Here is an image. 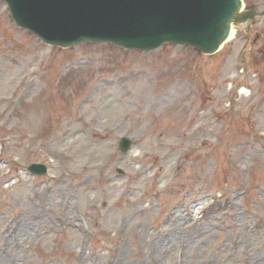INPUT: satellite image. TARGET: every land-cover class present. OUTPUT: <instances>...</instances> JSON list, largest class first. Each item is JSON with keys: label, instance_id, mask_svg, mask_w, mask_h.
<instances>
[{"label": "rangeland", "instance_id": "obj_1", "mask_svg": "<svg viewBox=\"0 0 264 264\" xmlns=\"http://www.w3.org/2000/svg\"><path fill=\"white\" fill-rule=\"evenodd\" d=\"M250 30L216 58L62 50L0 0V264H264V20Z\"/></svg>", "mask_w": 264, "mask_h": 264}, {"label": "water", "instance_id": "obj_2", "mask_svg": "<svg viewBox=\"0 0 264 264\" xmlns=\"http://www.w3.org/2000/svg\"><path fill=\"white\" fill-rule=\"evenodd\" d=\"M23 2L24 0H19V4H22ZM214 5L215 7L211 9L212 11H208V15H210L212 17L211 18L212 21L216 23L218 21L215 18L216 16L215 15L213 16V14L218 13V17L222 18L223 22L218 32L215 33V34L220 33L221 39H219L217 43H215V45L208 51L210 53H215L216 50L220 47V45L224 43L227 35L230 32V28L232 24L236 26L241 23H245L247 22V20H250L254 17V14L252 12L247 13V15H239L240 7H241L239 0H216V3ZM173 14L174 17H172V20L175 22H180L182 12L178 13L177 11L174 12ZM182 35L187 36V34L185 33H182ZM178 36H180V33H178V26L170 25V23L164 22L163 30L160 31V33L155 38L158 43H161V41L163 40L175 41V39ZM215 40H217V37H215ZM200 49L202 50V52L207 53L206 50H203L202 48ZM122 145L125 146L123 147L124 150H128L130 147L127 140H124Z\"/></svg>", "mask_w": 264, "mask_h": 264}, {"label": "bare ground", "instance_id": "obj_3", "mask_svg": "<svg viewBox=\"0 0 264 264\" xmlns=\"http://www.w3.org/2000/svg\"><path fill=\"white\" fill-rule=\"evenodd\" d=\"M234 36H235V32H233V34L231 35L230 40L233 39ZM1 258H2V256L0 255V259H1Z\"/></svg>", "mask_w": 264, "mask_h": 264}, {"label": "clouds", "instance_id": "obj_4", "mask_svg": "<svg viewBox=\"0 0 264 264\" xmlns=\"http://www.w3.org/2000/svg\"><path fill=\"white\" fill-rule=\"evenodd\" d=\"M137 154H139V153L137 152Z\"/></svg>", "mask_w": 264, "mask_h": 264}]
</instances>
